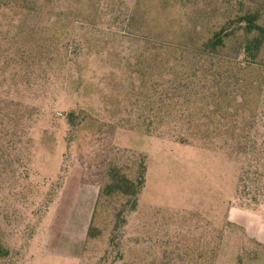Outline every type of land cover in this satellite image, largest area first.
<instances>
[{
    "label": "rangeland",
    "instance_id": "1",
    "mask_svg": "<svg viewBox=\"0 0 264 264\" xmlns=\"http://www.w3.org/2000/svg\"><path fill=\"white\" fill-rule=\"evenodd\" d=\"M247 11L264 25V0H0V264H264ZM141 165L134 210L103 195Z\"/></svg>",
    "mask_w": 264,
    "mask_h": 264
},
{
    "label": "trees",
    "instance_id": "2",
    "mask_svg": "<svg viewBox=\"0 0 264 264\" xmlns=\"http://www.w3.org/2000/svg\"><path fill=\"white\" fill-rule=\"evenodd\" d=\"M260 13L258 11H247L236 17V22L242 24L243 32L247 35L246 43L242 49L243 56L248 59H256L260 53L261 47L264 45V25H260L258 20ZM225 34V35H224ZM250 35V38H248ZM225 27H221L215 32L205 43V47L212 53L222 46L223 39L227 37ZM145 168L141 165L139 173L135 180H129L115 168L110 169V182L104 187L103 195L118 194L127 197L129 211L135 209L137 205V197L144 186ZM8 256V250L0 245V259Z\"/></svg>",
    "mask_w": 264,
    "mask_h": 264
}]
</instances>
